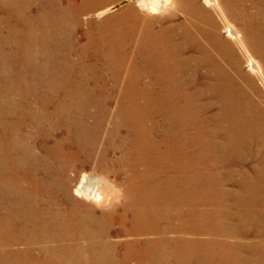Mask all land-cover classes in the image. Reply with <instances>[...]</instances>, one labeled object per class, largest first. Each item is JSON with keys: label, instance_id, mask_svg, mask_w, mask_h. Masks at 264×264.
<instances>
[{"label": "bare ground", "instance_id": "obj_1", "mask_svg": "<svg viewBox=\"0 0 264 264\" xmlns=\"http://www.w3.org/2000/svg\"><path fill=\"white\" fill-rule=\"evenodd\" d=\"M34 1L35 13L23 14V57L46 78L41 92L0 110V243L18 228L24 247L0 251V261L264 264L260 88L245 75L252 97L235 88L233 95L229 74L215 59L209 63L213 75L207 69L203 74L212 76L210 82L182 88L184 71L190 69L192 79L198 64L212 59L210 48L242 76L244 57L264 84V0H135L99 24L103 51L88 53L92 41L83 33L85 42L75 44L81 51L64 55L67 42L58 34L66 32L65 14L70 11L77 26L88 2L99 0L71 1L66 11L55 0V14L49 0ZM174 3L192 19L199 40L174 41L143 25L162 21L152 14ZM167 19L168 26L179 25ZM37 42L40 58L29 53ZM186 42L199 55L185 54ZM145 79L152 89L138 87ZM209 94L216 97L206 100ZM211 103L217 106L213 114L205 111ZM193 143L200 145L197 152ZM190 168L195 172L189 175ZM232 183L239 190L232 191ZM187 232L196 237L187 240ZM202 234L212 239L200 240ZM238 234L257 240H231Z\"/></svg>", "mask_w": 264, "mask_h": 264}, {"label": "rangeland", "instance_id": "obj_2", "mask_svg": "<svg viewBox=\"0 0 264 264\" xmlns=\"http://www.w3.org/2000/svg\"><path fill=\"white\" fill-rule=\"evenodd\" d=\"M15 1L13 0V2L11 3V0H2L0 2V110L3 109L5 104H8L9 101L12 102V101L19 99L23 95L35 93L36 92L35 90H37L38 92H41L40 84H39L40 79L46 78V76L42 73L43 71L41 69H40L41 70L40 71L38 69L37 65H34L32 62L30 64H28V62H30V61H28L27 59H25L23 57V55L25 54V50H24L23 46L27 45L26 42L23 41V39H24L23 34L25 33V30H27L26 26H24V16L27 19L28 15H33L37 9V3L34 0H31L30 2L29 1L27 2L26 0H25V2H23L22 0H15ZM71 1H72V3L77 2V5H79L83 0H58L59 4L63 7L70 5ZM109 1L110 0H99L97 2H93V1L91 3L88 2V4H89L88 7L86 5L87 11L80 15V24L77 26L74 25V21H73L74 19H72L71 16L68 17V14L70 13V11H68L65 14V15H67V18H69V21H67L65 24L66 32H65V34H62V33L58 34V37L61 38L63 41H66L67 46H68V47H65L64 49H62V51H61L62 55L66 54V52L70 53V51H71V53L74 52L75 54H76V52L81 51L80 49L76 51V49L81 47V46H78L75 44L78 42H80V43L85 42L84 40H86V39H84L85 35L83 33H85V34L89 33L90 37H91L92 42L89 45L90 47L89 46L87 47L88 53L89 52H101V51H103V49H105L107 47L105 44H103L101 37H100L101 33H102V31H101L102 28L99 26V24L101 23V21H103L106 17H113V16L118 15L120 12L123 11V9L129 3L136 5L135 0H118V1L112 2L111 4L106 6V4ZM49 2H50V4H52V6L49 9H51L54 14L57 13L58 12V10L56 8L57 2L55 0H49ZM12 4H15V5H12ZM9 6H11V7L9 10H7V7H9ZM11 8H14V10H15L14 13L10 11ZM28 8H30V10ZM68 8L69 7H66L64 11H66ZM28 11H30L31 13H29ZM23 14H24V16H23ZM152 16H155L156 18L160 17V19L162 21L154 22L155 19L153 21L146 20V22H144V24H143L146 28L153 25L154 29L159 30V31H163L164 36H166V37H168V35L172 36V40H174V41H176V40L180 41V39L187 40L186 38H189L190 36L196 37L197 40H199V37L196 35V31H195L196 26L194 25V22L191 21L192 19L189 17L187 12L181 10L180 6H178L177 4L174 3L167 10H165L163 12L154 13V14H152ZM170 17L175 18L174 19V20H176L175 22H177V24H179V25H176L173 27V24H172V26H168L170 24V21H168L167 18H170ZM231 21L233 22V20H231ZM233 23H235V22H233ZM34 25H36V23H34ZM74 38H76V39H74ZM229 41H230V39H229ZM201 42H198L197 44H202ZM38 44H41V43H39V42L35 43V46L33 45V51H31L29 53H31V55L39 53L38 56L40 58L42 55L41 54L42 51L39 49ZM205 45H201V46H203L206 50V49H208L207 47H209V46H207L206 43H205ZM130 46L128 48L132 47V46L131 47ZM184 53L185 54L196 53L197 55H199L200 52H198L196 50L194 45L186 42ZM210 54L213 56L212 59L210 61L208 59L206 61L207 62L206 65L198 64L197 74L193 75L192 79L188 78V74L190 72V69H188L189 72L186 70L184 71V74H185L184 75V82H182V88L184 90H190V91L196 90L197 88H199L201 86L202 81L207 80L208 82H210L212 80V76L204 77L203 74L205 73L206 69L210 72L211 67L209 66V63H211L215 59L220 64L223 65L222 67H224L226 72L229 74L230 78L228 81L231 83V84H229V86H230V91L232 92L233 95H234L233 90L235 88V92H238V93L240 92L241 94L244 93L247 96L252 97V91H251L252 86L244 78L245 75H248L249 78L254 79V81H255V82L253 81L254 85H256L257 88H260L261 101L264 104V101H263L264 100V93H263L264 92V84L255 74L248 71V69L246 68V61H245L244 57L242 58L243 59L242 66H243V70H244V74L242 76L239 72L236 73L233 66H232V68L234 70L230 71L228 69V67H230L228 65V63H229L228 59L220 56L218 54V52H216L215 49L210 48ZM22 57L24 58V61H23ZM26 60L28 62H26ZM197 61H198L197 63H199L200 59L198 58ZM226 64L228 67L226 66ZM211 74L213 75V73H211ZM233 74H234V76H233ZM204 78H206V79H204ZM186 80L188 83H185ZM140 82L141 83L138 85V87H141L144 89H152V83L149 81V79L148 80H146V79L141 80ZM117 92H118V90H116L114 93H117ZM209 96L210 97L206 96V100L209 98H212L211 100H213L214 97H216L215 94L214 95L209 94ZM9 99H11V100H9ZM142 99L143 98H141V100L139 101V104L144 106V104L146 103L145 102L146 99L144 101ZM212 103H211L210 107H208V109L205 110L207 113L213 114L217 110V106L212 105ZM211 125H212L211 127H213V124H211ZM188 128H190V127H188ZM28 129L30 131H34V129L30 126H28ZM189 130L192 131L191 129H189ZM190 135L193 136L194 132L191 133ZM214 136H215V134H214ZM214 136H213V138H214ZM215 139L221 140V138L220 137L218 138L217 136H215ZM197 144L193 143V150L196 152L198 151L197 148H199V146H200L199 144H198L199 146ZM211 167H212V171L216 173V167H214L212 165H211ZM198 168H199V166H197V169ZM189 171H190V173L187 172L189 175L192 172H195L192 168H190ZM169 172H170L169 173L170 175L172 173H174L173 167L170 168ZM235 179L240 180L241 176L239 174H237ZM228 187L232 188L233 189L232 191L239 190L238 187L234 185V183H232V185H229ZM191 189H193V188H191ZM190 192H192V191H189L188 194H190ZM120 202L121 203L124 202L123 197L121 198ZM207 207H209V206L207 205ZM195 223L197 225V222H195ZM16 233H17V235H16ZM195 237L196 236H192L189 232H187V234H186L187 240H191L192 238H195ZM233 238L240 243H242L244 241L245 242L250 241L251 239L257 240L253 235H247V234H245V235L244 234L233 235L231 240H234ZM16 239L18 241H16ZM23 239L24 238H23L22 231H20V229H18V228H13L12 233L10 235L7 236V233L4 235V240H3L2 244L0 243V249H1L0 251H4L6 249H10V250L15 249L16 250L17 248L24 247L23 243H22V242H24ZM120 239L123 240L126 238L120 237ZM120 239H119V241H120ZM199 239L204 240V241H209L212 238H211V236H208L207 234H202L199 236ZM121 242H123V241H121ZM79 243L81 245H84L83 240L79 241ZM85 257H87V254L85 255ZM196 262L197 261L193 260V258H191V259L185 258L184 262L180 261V264H193V263L197 264ZM0 264H4V263H2L0 261Z\"/></svg>", "mask_w": 264, "mask_h": 264}]
</instances>
